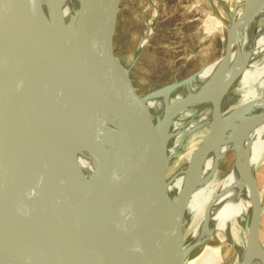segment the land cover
I'll return each instance as SVG.
<instances>
[{
	"label": "water",
	"instance_id": "1",
	"mask_svg": "<svg viewBox=\"0 0 264 264\" xmlns=\"http://www.w3.org/2000/svg\"><path fill=\"white\" fill-rule=\"evenodd\" d=\"M122 1L82 0L84 27L69 28L60 19L67 38L59 44L49 30L42 0H0V234L27 264H135L128 222L139 187L135 133L138 141L142 136L153 139L144 119L137 129L133 127L134 111L149 98L136 93L129 69L114 51ZM246 8L227 30L221 75L225 97L243 71L235 75L231 64L239 41L233 33L247 16ZM201 70L164 91L174 92ZM31 89L38 93V107ZM222 105L223 99L207 140L189 163L194 171L197 159L213 149ZM93 106L109 109L119 124L110 149L89 114ZM245 112L242 107L232 117ZM35 121L46 135L40 134ZM263 121L264 114L247 118L237 132L236 146ZM84 151L97 162L91 182L74 159V154ZM168 156L166 145L139 203V218L147 246L156 252V264H183L208 243L203 240L180 251L167 241L166 223L186 209L177 214L169 211L160 238L154 239L149 231L148 213L162 196ZM59 182L70 191L74 209ZM253 183L258 213L254 234L259 241L264 206L255 176ZM76 248L82 253L74 260L71 254Z\"/></svg>",
	"mask_w": 264,
	"mask_h": 264
},
{
	"label": "bare ground",
	"instance_id": "2",
	"mask_svg": "<svg viewBox=\"0 0 264 264\" xmlns=\"http://www.w3.org/2000/svg\"><path fill=\"white\" fill-rule=\"evenodd\" d=\"M24 1L27 3L30 0ZM243 4L248 9L247 16L233 33L234 39L241 38L242 45L233 55L231 70L236 75L245 67L240 79L243 87L248 86L250 89L244 95L240 105L247 108L246 116L232 123L226 119L233 108L229 104V99L225 97L221 79L225 67L224 59L207 65L197 77L174 92L168 93L163 90L154 94L145 105L141 106V109L133 113L134 129H137L139 121L144 119L153 135H151L153 140L142 136L138 141L139 134L135 133L139 187L128 219L129 240L135 264H156L157 262L156 252L147 246L146 236L141 226L142 221L139 218V203L148 183L152 181L158 160L165 151L167 131L179 115H187L192 121L197 120L198 125L210 133L218 104L222 99L221 121L216 129V137L213 139V149L210 148L205 156L197 159V170L194 171L189 168V163L192 159L196 160L201 150L200 146L199 149L191 152L187 164L176 175L174 174V177L165 181L159 203L155 204L148 213L149 231L154 239L160 238V230L164 220L169 216V211L177 214L186 209L185 214L166 223L167 241L180 251L203 240L215 242V244L218 242V244H205L197 258L191 261L186 258L183 264H220V247L225 242L237 250L234 264H264V246L254 234L258 213L253 183L256 170L260 165V163L255 165V162L264 147V121L244 139L241 145L235 144L237 132L247 118L264 114V95L257 98L256 91L252 87L264 75V1L245 0ZM41 5L49 30L59 44L67 38V30L60 25V19H64L69 28L72 24V26L84 27L80 16L82 0H42ZM251 8L254 13L250 11ZM240 16L241 13L238 11L235 18H230L232 20L228 22L227 28L229 29ZM144 43L143 40L140 48ZM258 57L263 58L261 66L255 65ZM31 94L38 107L40 101L37 91L31 89ZM89 114L99 132L103 133L101 141L107 149H110L119 129L113 113L107 108L93 106L89 108ZM35 123L38 125L40 134L46 135L45 130H41L40 123L38 121ZM50 135L49 132L47 136ZM231 152L236 155L233 167L228 175L220 177L217 168L223 158ZM74 159L81 166L88 182H91L97 167L92 153L79 152L74 154ZM168 159L170 161V156ZM57 186L69 206L74 209L73 197L66 185L59 182ZM242 188L250 193V202L242 197L246 194L243 193ZM81 253L76 248L71 257L77 260ZM0 264H27L14 249L6 245L1 234Z\"/></svg>",
	"mask_w": 264,
	"mask_h": 264
},
{
	"label": "rangeland",
	"instance_id": "3",
	"mask_svg": "<svg viewBox=\"0 0 264 264\" xmlns=\"http://www.w3.org/2000/svg\"><path fill=\"white\" fill-rule=\"evenodd\" d=\"M197 1H122L114 38V51L122 65L129 69L133 86L140 97L150 98L166 87L189 78L207 65L224 57L227 24L236 17L238 11L242 14L245 0ZM231 17L232 19H230ZM258 29H261V25ZM143 40L145 43L140 48ZM241 45L240 38L233 53L238 52ZM262 64L263 58L258 57L255 65L261 66ZM240 78L234 82L227 95L229 104L233 108L226 117L227 120L230 119V123L247 115L245 112L237 117H232L234 113L244 107L240 104L250 89L248 86L243 87ZM252 87L256 91L257 98L262 97L264 95V75ZM167 132V149L170 161L166 180H170L187 164L191 152L203 145L209 133L204 127L198 125L197 120L192 121L187 115H179ZM100 135L102 137L103 133ZM261 152L255 162V165L260 163L256 170L255 180L260 202L264 204V147ZM235 157V153L231 152L223 158L217 168L220 177L229 174ZM242 191L246 193V196L242 197L250 202V193L243 188ZM258 238L264 246V214L258 229ZM217 244L218 242L212 245ZM204 247L195 250L189 258L190 261L197 258ZM220 250L222 259L220 264H234L236 251L233 247L225 242L221 245Z\"/></svg>",
	"mask_w": 264,
	"mask_h": 264
},
{
	"label": "flooded vegetation",
	"instance_id": "4",
	"mask_svg": "<svg viewBox=\"0 0 264 264\" xmlns=\"http://www.w3.org/2000/svg\"><path fill=\"white\" fill-rule=\"evenodd\" d=\"M212 244H215V243H212ZM234 249V248H233ZM235 250V249H234ZM236 251V256H237V250H235ZM220 257H221V255H220ZM221 261H222V259H221Z\"/></svg>",
	"mask_w": 264,
	"mask_h": 264
}]
</instances>
